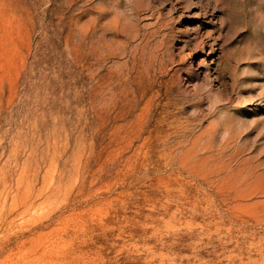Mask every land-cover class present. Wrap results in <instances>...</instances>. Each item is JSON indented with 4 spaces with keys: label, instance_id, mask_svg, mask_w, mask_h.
<instances>
[{
    "label": "rangeland",
    "instance_id": "1",
    "mask_svg": "<svg viewBox=\"0 0 264 264\" xmlns=\"http://www.w3.org/2000/svg\"><path fill=\"white\" fill-rule=\"evenodd\" d=\"M0 264H264V0H0Z\"/></svg>",
    "mask_w": 264,
    "mask_h": 264
}]
</instances>
